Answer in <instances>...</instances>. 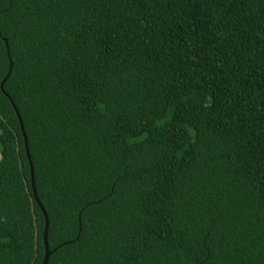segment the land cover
<instances>
[{"label": "trees", "instance_id": "obj_1", "mask_svg": "<svg viewBox=\"0 0 264 264\" xmlns=\"http://www.w3.org/2000/svg\"><path fill=\"white\" fill-rule=\"evenodd\" d=\"M10 67L0 264L45 253L13 103L47 264H264V0H0Z\"/></svg>", "mask_w": 264, "mask_h": 264}, {"label": "water", "instance_id": "obj_2", "mask_svg": "<svg viewBox=\"0 0 264 264\" xmlns=\"http://www.w3.org/2000/svg\"><path fill=\"white\" fill-rule=\"evenodd\" d=\"M10 73H11V67H10V70L7 73L6 77L2 80V82L0 84V87L2 89H3V86H4V82L9 77ZM13 106L15 108L16 114L18 115V118H19V121H20V124H21L22 133H23V136H24L26 153H27V157H28V160H29V163H30V175H31L32 189H33V192H34V197H35V200L37 201V203L40 205V207H41V209H42V211L44 213V216H45V229H44V233H43L44 244H45V253H44V258H43L42 264H47L48 259H49L50 255L53 252V250L50 249L49 244H48L49 218H48L47 212H46L45 208L43 207L41 201L39 200V197H38V194H37V190H36V186H35V180H34V166L32 164V160H31V157H30V153H29V149H28V139H27V135H26V132H25L24 125L22 123V118L20 116V113H19V110H18L17 106L14 103H13Z\"/></svg>", "mask_w": 264, "mask_h": 264}]
</instances>
